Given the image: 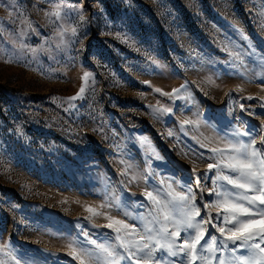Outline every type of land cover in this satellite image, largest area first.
<instances>
[{"label": "rangeland", "instance_id": "rangeland-1", "mask_svg": "<svg viewBox=\"0 0 264 264\" xmlns=\"http://www.w3.org/2000/svg\"><path fill=\"white\" fill-rule=\"evenodd\" d=\"M261 129L264 0H0V264H103L104 215L147 224L161 181L215 218L209 148Z\"/></svg>", "mask_w": 264, "mask_h": 264}, {"label": "snow or ice", "instance_id": "snow-or-ice-1", "mask_svg": "<svg viewBox=\"0 0 264 264\" xmlns=\"http://www.w3.org/2000/svg\"><path fill=\"white\" fill-rule=\"evenodd\" d=\"M46 15H54L60 19L61 9L57 7L54 12ZM83 19L81 13L80 20ZM75 31V28L71 29L73 35ZM58 35L62 36V33ZM88 76L89 73L85 72L82 80L87 81ZM84 91L85 86L82 84L77 96L69 99L79 98ZM173 91L178 92L179 89ZM189 123L192 122L184 121V124ZM261 132L264 129L256 135L261 136V143L264 144V135ZM244 135L248 136L246 142L221 138L224 140L222 146L209 148L212 153L209 159L213 162L207 164V169L209 172L215 170V175H205L204 179H212L213 187L207 190L215 198L204 207L215 209V218L209 213L197 219L200 217V208L194 203L195 195L189 185L177 183L180 188L177 191L173 187L174 182L161 181L160 189L144 192L155 212L152 215L150 210L147 224L130 225L124 220L104 215V219L108 220L104 227L115 233V246L89 242L104 255L103 264H119L124 259L131 264H264V148L255 146L256 137L252 132H234V136ZM212 142V138H208V144ZM215 143L220 145L221 140H216ZM208 144L202 146L208 147ZM193 167L195 169V165ZM195 180L201 193L205 191L200 178L196 177ZM86 211L94 216L100 215L90 207ZM213 219H222V225L213 223ZM207 224L215 227L223 239L211 234L206 240ZM178 240L181 242L177 243ZM68 247L79 264H86V261L90 264H101L74 241H70ZM156 252L175 257L176 261L170 262L156 257ZM226 253L240 255L227 261L224 259Z\"/></svg>", "mask_w": 264, "mask_h": 264}]
</instances>
